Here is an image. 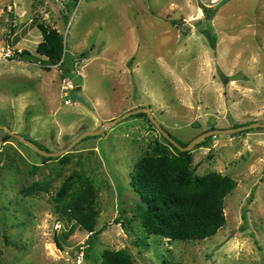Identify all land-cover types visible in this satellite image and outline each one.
<instances>
[{
  "label": "rangeland",
  "instance_id": "rangeland-1",
  "mask_svg": "<svg viewBox=\"0 0 264 264\" xmlns=\"http://www.w3.org/2000/svg\"><path fill=\"white\" fill-rule=\"evenodd\" d=\"M202 6L215 10L210 24ZM41 23L64 35L71 76L38 61ZM144 107L186 143L264 122V0H0V125L50 152L103 129L62 162L5 140L0 128V264H98L106 248L127 249L138 264H264V128L208 136L190 149L195 174L216 171L238 184L216 235L170 241L145 230L132 184L162 135L147 113L104 126ZM75 170L99 189L92 237L54 210L56 190ZM37 181L51 191L25 196Z\"/></svg>",
  "mask_w": 264,
  "mask_h": 264
},
{
  "label": "trees",
  "instance_id": "trees-1",
  "mask_svg": "<svg viewBox=\"0 0 264 264\" xmlns=\"http://www.w3.org/2000/svg\"><path fill=\"white\" fill-rule=\"evenodd\" d=\"M202 9L205 20L209 23L215 10L206 6H202ZM39 29L43 37L37 45L38 61L47 67L57 65L65 70L64 75L71 76V68L66 67L69 59L65 51L64 35L42 23L39 24ZM206 33L211 47L215 49L216 34L211 31ZM25 53L31 55L27 50ZM80 57L85 56L81 54ZM145 114L138 113L136 116ZM151 126L154 127L152 123ZM4 138L10 140L13 136L6 133ZM163 139L164 143L156 140L150 145L139 159L133 174L132 184L144 202L140 214L143 227L149 234L170 241H202L216 235L226 225L225 198L237 187V181L216 171L205 175L195 174L191 151H180L165 137ZM177 141L184 146L188 144ZM70 154L69 152L60 157H42L45 161L60 159L67 162ZM1 159L0 156V161ZM50 191V183L43 181L34 182L22 189L25 196H36ZM98 198L99 189L92 176L75 170L61 182L52 202L59 217L74 222L94 235L100 215ZM122 220L123 222L117 218L115 222L124 225L128 223L126 219ZM56 242L59 248H62L60 241ZM165 263L181 264L177 261L167 262L166 259ZM98 264L138 263L125 248H106Z\"/></svg>",
  "mask_w": 264,
  "mask_h": 264
},
{
  "label": "water",
  "instance_id": "water-1",
  "mask_svg": "<svg viewBox=\"0 0 264 264\" xmlns=\"http://www.w3.org/2000/svg\"><path fill=\"white\" fill-rule=\"evenodd\" d=\"M66 98H68V97H66ZM142 112H145V113L148 114L151 123L158 130V132L163 137H165L171 144H173L176 148H178L180 151H189L191 148H193L195 145H197L198 143H200L203 139H205L208 136L222 134V133H225V134L226 133H235V132H238V131L248 130V129H252V128H264V122L263 121H256V122L250 123L248 125H243V126H240V127H237V128H231V129H212V130H209V131H206V132L200 134L199 136H197L192 141H190L187 145L184 146L181 143H179L157 121V119L153 116V114L151 112V109L148 108V107L139 108V109H135V110L129 111V112L125 113L124 115H122L121 117H119V118H117L115 120L105 122L104 126H110V125L116 123L117 121H119L121 119H124V118H126L128 116H131V115H135V114H138V113H142ZM0 128L5 129L7 131V133H9L10 135H12L16 139H18L19 142L25 144L26 146L30 147L31 149H33L38 154H40L42 156H45V157H60V156H63L65 154L69 153L74 146H76L81 140H83L87 136L98 135V134H102L103 133V129L102 128L99 129V130H96V131H90V130L84 131L83 133H81L74 141H72L64 149H61V150L56 151V152H50V151H47L46 149L40 147V145H38L34 141H32V140L24 137L23 135L13 132L10 128H6L3 125H0Z\"/></svg>",
  "mask_w": 264,
  "mask_h": 264
},
{
  "label": "built area",
  "instance_id": "built-area-1",
  "mask_svg": "<svg viewBox=\"0 0 264 264\" xmlns=\"http://www.w3.org/2000/svg\"><path fill=\"white\" fill-rule=\"evenodd\" d=\"M67 85H68V88H71V89H73V87H74V84L70 80L67 82ZM91 234H92V232H89L88 236L90 237Z\"/></svg>",
  "mask_w": 264,
  "mask_h": 264
}]
</instances>
